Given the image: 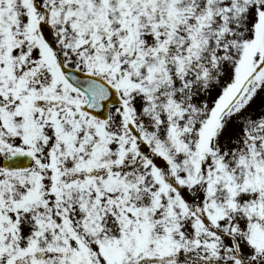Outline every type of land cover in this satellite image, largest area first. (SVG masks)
I'll return each mask as SVG.
<instances>
[{
  "label": "snow or ice",
  "instance_id": "obj_1",
  "mask_svg": "<svg viewBox=\"0 0 264 264\" xmlns=\"http://www.w3.org/2000/svg\"><path fill=\"white\" fill-rule=\"evenodd\" d=\"M0 264H264V0H0Z\"/></svg>",
  "mask_w": 264,
  "mask_h": 264
}]
</instances>
